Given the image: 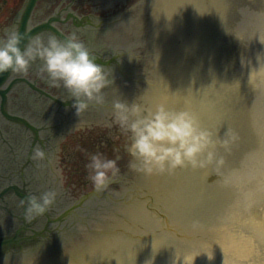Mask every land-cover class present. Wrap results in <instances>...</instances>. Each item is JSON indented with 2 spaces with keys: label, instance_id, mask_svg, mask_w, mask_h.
Listing matches in <instances>:
<instances>
[{
  "label": "rangeland",
  "instance_id": "rangeland-1",
  "mask_svg": "<svg viewBox=\"0 0 264 264\" xmlns=\"http://www.w3.org/2000/svg\"><path fill=\"white\" fill-rule=\"evenodd\" d=\"M171 1L176 4L177 16H183L191 31H200V26L202 31L197 37L189 31L177 35L180 34L187 45L182 55L178 54L181 69L180 73H173L169 108L191 110L203 127L219 137H224L229 130L236 136L229 151L219 149L222 165L193 170L197 175L191 177L190 183L202 199L206 196L203 205L209 208L208 214L203 216L188 209L183 212L181 221L201 218L199 225L210 223L208 228H212L217 216H225V209L235 202L246 219L253 220L255 213L258 220L264 222V0ZM110 123L82 125L100 124V130L106 134L112 127ZM120 140V137L108 138L111 148ZM181 170L191 168L160 174L168 177L182 173ZM198 194V201L202 200ZM154 217L161 220V212ZM204 218H208L206 223ZM225 227H216L218 233ZM183 230L176 231L175 241L169 236L166 241L182 247L196 245L198 241L186 238ZM200 231L192 229L191 232ZM250 242V257L254 260L251 264H264V243L257 246L253 238ZM125 258L114 264H141L143 261L139 257ZM103 261L98 260L96 264ZM204 263L195 258L193 263L187 264Z\"/></svg>",
  "mask_w": 264,
  "mask_h": 264
},
{
  "label": "clouds",
  "instance_id": "clouds-1",
  "mask_svg": "<svg viewBox=\"0 0 264 264\" xmlns=\"http://www.w3.org/2000/svg\"><path fill=\"white\" fill-rule=\"evenodd\" d=\"M25 39L28 43L24 44ZM23 44V47L21 46ZM39 61L38 75L53 88L67 90L73 98L77 115L93 104L105 102L104 90L114 84V72L98 63L88 46L76 33L60 38L49 35L26 37L17 28L0 35V73L11 70L26 73ZM113 121L129 135L126 152L132 157L129 168L147 175L171 173L177 168L206 169L222 165L219 149L230 150L236 136L230 130L224 137L201 125L191 110H176L164 103L155 106L116 100ZM37 157L44 152L36 150ZM101 152L90 155L86 164L87 179L96 191H103L120 173L117 161ZM57 193L46 191L27 197L28 212L41 215L55 202ZM210 259V258H209Z\"/></svg>",
  "mask_w": 264,
  "mask_h": 264
},
{
  "label": "flooded vegetation",
  "instance_id": "flooded-vegetation-1",
  "mask_svg": "<svg viewBox=\"0 0 264 264\" xmlns=\"http://www.w3.org/2000/svg\"><path fill=\"white\" fill-rule=\"evenodd\" d=\"M119 2L104 6L100 0H0V35L12 28L25 36L33 29H40L29 37L39 36L45 40L53 34L63 38L76 33L90 51L98 50L102 44L100 26L118 18L133 0ZM38 71L39 61L26 73L9 70L0 82V144L4 147L0 150V168H60L61 179L68 181L75 197L81 195L89 183L80 181L72 168H86L91 154L101 152L109 159L119 157L118 167L129 168L130 157L125 148L130 134L123 133L113 121L106 134L100 130V125H90L78 132L58 131L57 123L62 118L59 115L67 120L71 117V112L61 107L73 98L63 88L50 87ZM21 122L32 125L44 141L38 145L47 147L40 149L44 156L37 161V149H30L35 134ZM109 137L121 140L111 148Z\"/></svg>",
  "mask_w": 264,
  "mask_h": 264
},
{
  "label": "water",
  "instance_id": "water-1",
  "mask_svg": "<svg viewBox=\"0 0 264 264\" xmlns=\"http://www.w3.org/2000/svg\"><path fill=\"white\" fill-rule=\"evenodd\" d=\"M114 1L120 0H105V2H107L106 5H108V2L111 4ZM141 4L142 5H139V7L138 5L134 6V8H140L137 18L128 16V12H126L124 17L114 21L112 24H107L102 27V33H104L105 37L113 40V42L116 43V46L113 52H110L109 50L102 51L106 54L111 53L109 55V61L105 62V59H102L101 55H98V63L108 67L110 72H114L115 81H121V83L116 84L114 82V84L104 90L105 102L102 105L93 104L82 114L77 115L72 106L73 100L70 104L66 103L61 107V110H69L71 112L72 118L69 116V120L78 121L74 123L76 125H72L73 127L78 126L79 124L82 125L93 122H112L113 103L116 100L123 99L128 103L134 101L136 103L149 104L152 106L164 103L168 107L170 106L173 83V34L170 0H141ZM135 68L143 70L145 74L143 78L146 82L140 80L137 76L133 77L132 75L126 74L128 71L130 72ZM124 85H127L130 89H122L115 93L109 91V89H115L116 86L122 87ZM59 117H62L60 122L63 124V127H67V124L69 123H67V118L64 115H59ZM0 150H4V147L1 144ZM128 157H130V160L132 159L129 154ZM139 173L136 171V180L130 179L121 181L124 185L130 186L125 193L121 194L126 195V197H121L117 200L120 205L124 204L122 211L125 213V218H128L136 207L147 189L152 176V174H145L143 184H138L137 180L139 179ZM7 185H9L7 181H4L0 185V188H4ZM139 186H141V188H138L140 193L137 197L139 190L137 191L134 187ZM128 194L129 196H127ZM107 198L109 199V197ZM110 199L113 200V197ZM121 199H124V201ZM127 200L132 201L125 202ZM93 204L94 206H92ZM98 205L99 201L96 202V204L90 203L88 207H85V212H89L87 216L82 219L81 223L83 224L84 229H87V225L89 224L90 227H92V230L95 229V231L93 230L94 233L97 234L101 232L99 233V236L88 240V246L83 248L84 252L79 251L75 260H73V255L70 256L69 254L78 249H82V247L86 245V239H82V237L79 236L78 240H74L72 244H69L68 247L65 248L64 244L63 246H59L60 243L64 242L63 238H71L72 236L65 235L63 238L62 236L58 238H51L49 236L43 237L41 241L43 246H47L48 244L50 245L48 247L51 248H57L59 246L57 248V253L60 255H47V257L49 256L47 259L48 261H53V259L57 260L64 256L66 258L65 260L64 257L62 258L63 262L67 259V261H72L69 264H82L98 251L123 226L126 220L116 219L118 216L120 218L122 217L121 213H117V211L113 212V209H111L113 204L107 202L106 207L103 206V209L105 210L100 211L102 219L106 221L112 217L116 218L112 219V226L114 227L106 229L109 227V224L103 225L100 220H97V217L95 218V216L98 215ZM115 209H117V207ZM59 212V214H61V211ZM104 212H111L112 214H104ZM95 219L97 221H93ZM93 222L96 223V226ZM70 224L72 223L68 222L67 224H64V227H67ZM14 226L15 220L9 219V215L5 210H0V236L8 234ZM87 230L90 229L88 228ZM52 243L58 244L53 245ZM63 248L64 252L67 254L66 256L63 255L65 254ZM69 248L74 249H71L72 251L68 252ZM11 257L12 258L8 261H5L4 259L0 260V264H19L18 262H12L16 255ZM27 264L39 263L36 262V260H31L27 262Z\"/></svg>",
  "mask_w": 264,
  "mask_h": 264
},
{
  "label": "bare ground",
  "instance_id": "bare-ground-1",
  "mask_svg": "<svg viewBox=\"0 0 264 264\" xmlns=\"http://www.w3.org/2000/svg\"><path fill=\"white\" fill-rule=\"evenodd\" d=\"M170 5L173 73H180L178 54L182 55L183 47L187 45V42L183 37H180V34L179 37L177 35L189 31L195 33L194 36L197 37V33L202 31V26H200V31H191V27L187 25L183 16H177L174 1L170 0ZM181 171L182 173L171 174L167 177L166 183L161 179L160 173H153L147 189L128 217V221H125L123 226L90 256L87 262L84 261L82 264H96V261L103 259L104 263L101 262V264L120 263L122 257H139L143 260L141 264H187L193 263L195 258L203 260L204 264H236L241 260V264L254 262L250 257L252 253L249 250V245H252L250 240L253 238L257 246L264 243L263 220H258V215L252 211L254 213L253 220L246 219L243 211H239L240 209L235 207V202H231L225 209V216H217V222L212 225V228H208L210 223L199 225L201 218L195 220L196 222L191 220L183 223L182 215L186 210L189 209L205 216L208 214L209 208L206 209V206L203 205L207 200L206 196L202 199L190 183L191 177L197 175V172ZM197 194L202 200L198 201ZM159 211L162 216L161 220L154 217ZM207 220L208 218H204L205 223ZM222 225L227 227L218 233L216 227L219 228ZM182 228L186 238L198 241L196 245L182 247L178 246L176 242L173 244L166 241L167 236L176 237V231L179 232ZM192 229L202 231L194 234L191 232ZM173 240L175 241L176 238ZM133 249L134 251L131 253ZM99 255L105 258L100 259Z\"/></svg>",
  "mask_w": 264,
  "mask_h": 264
}]
</instances>
